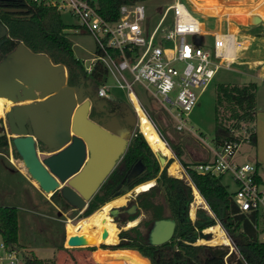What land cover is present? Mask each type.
<instances>
[{"label": "trees", "instance_id": "trees-1", "mask_svg": "<svg viewBox=\"0 0 264 264\" xmlns=\"http://www.w3.org/2000/svg\"><path fill=\"white\" fill-rule=\"evenodd\" d=\"M136 1L146 0H97V4L100 13L106 19L115 20L119 17L121 5ZM7 6L24 11L6 12L0 9V24L7 29V35L0 47V61L22 42L36 53L48 54L54 63H62L67 67L68 84L76 88L80 101L90 100L92 120L99 124L120 123L134 129L126 118V108L119 102V98L111 99L98 95L99 87L107 80V70L102 62H96L92 70L88 71L84 62L76 57L74 43L68 32L75 25L66 24L62 13L56 7L44 6L33 0H9ZM250 32L264 35V29L258 26L252 28ZM218 89L213 143L219 146L234 139V131H239L246 125L251 133L250 142L256 144L257 84L255 82L220 84ZM222 106H225L230 114L226 111L224 113ZM150 116L154 120V116L152 114ZM160 134L169 142L162 132ZM12 146L19 156L13 143ZM0 147L9 149V138L3 128H0ZM171 148L178 158L181 157L183 153L179 145L171 144ZM173 161L171 158L162 167L144 134L139 129L134 130L116 167L91 197L82 214V217H88L111 200L123 196L146 181L156 179L154 186L137 195V213L143 211L147 215L141 225L147 228L148 233L155 221L174 220L176 229L173 238L164 244L155 245L150 241L149 234L143 232L141 225H137L120 232L121 241L114 247L113 254L107 249H100L97 255V249L90 247L86 252L87 259L97 264H128L121 261L133 264H264V242L260 241V232L253 224L256 215L251 214L250 219L239 211L229 187L222 182V176L200 174L193 168L200 162L192 164L180 160L213 213L210 214L202 208L193 221L189 216L193 200L192 188L184 179L168 173ZM51 199L64 210L74 208L59 190L52 194ZM53 203L51 204L54 205ZM19 210L15 205H0V235L3 243L11 249L22 246ZM124 210V207L118 208L116 221H120L119 213ZM135 215H129L120 222L126 223ZM218 223L226 230L235 250H231L228 245L196 244L202 230ZM64 243L65 240L56 249L67 252L74 249L65 247ZM24 264L58 263L56 260L33 255L26 256Z\"/></svg>", "mask_w": 264, "mask_h": 264}, {"label": "built area", "instance_id": "built-area-1", "mask_svg": "<svg viewBox=\"0 0 264 264\" xmlns=\"http://www.w3.org/2000/svg\"><path fill=\"white\" fill-rule=\"evenodd\" d=\"M33 1L71 13L77 26L94 38L96 56L87 69L91 71L100 61L107 70V80L98 89L100 97L112 99V89L118 88L127 93L131 103L135 97L145 110L135 91V86L141 84L161 103L170 102L175 106L176 113H172V108L168 109L178 121L176 128L180 131L187 128L185 117L199 102L200 95L196 89L204 91L218 70L224 65L230 68L234 61V37L211 33L185 0H174L159 8L158 19L152 21L145 1L124 3L115 20H108L100 13L97 0ZM206 35L213 36L212 46L206 44ZM196 36H200L199 44ZM109 78L113 84L108 83ZM174 90L178 93L172 98ZM234 133V139L209 147L212 158L193 168L200 174L231 176L237 186L232 199L241 213L250 219L251 214L256 215L253 224L260 232V241L264 242V175L258 163L237 161L241 144L250 142L251 133L247 126ZM181 171V178L192 188L190 212L193 208H209L187 168ZM0 250L8 254V264L24 263L15 249L3 242Z\"/></svg>", "mask_w": 264, "mask_h": 264}, {"label": "water", "instance_id": "water-1", "mask_svg": "<svg viewBox=\"0 0 264 264\" xmlns=\"http://www.w3.org/2000/svg\"><path fill=\"white\" fill-rule=\"evenodd\" d=\"M253 22L260 24L262 19L254 16ZM6 35L7 29L0 24V40ZM196 40L199 44L200 36ZM0 97L12 102L6 112L5 132L39 189L51 195L59 190L74 209L85 211L125 152L133 129L92 120L91 102L80 101L76 88L68 84L67 67L54 63L48 54L32 51L23 42L0 61ZM39 143L52 154L41 158ZM155 154L162 167L170 160L163 153ZM129 192L135 197L140 191L134 188ZM118 208L121 206L110 211L113 220ZM175 229L172 219L155 221L149 239L155 245L164 244L173 238ZM108 234L104 230L103 239ZM211 236V232H200L201 239ZM66 244L70 248L94 247L79 235L67 236Z\"/></svg>", "mask_w": 264, "mask_h": 264}, {"label": "rangeland", "instance_id": "rangeland-1", "mask_svg": "<svg viewBox=\"0 0 264 264\" xmlns=\"http://www.w3.org/2000/svg\"><path fill=\"white\" fill-rule=\"evenodd\" d=\"M173 1L174 0H146L145 4L147 7V14L149 16L150 21L158 19L157 11L159 10L160 6L163 7L165 4ZM185 1L187 2V4H189L192 10L197 11L196 15H198L202 20H204L208 24V26L218 24L221 25L224 29H229L231 31L237 32L240 36V34H244L243 31L246 30V28L248 29L251 27L249 25H257L256 23L252 22V20L248 21L247 24L243 25L225 17L220 18L217 16H208L204 13L199 12L196 9V6L191 2V0ZM229 1L234 2L238 9L241 6H247V4H243L244 0H226V2ZM237 2L238 4H236ZM61 13L62 18L66 24L75 25L73 28L68 30L69 37L74 43L73 48L76 57L81 59L84 62L85 66L88 67L92 63V59L96 56L95 40L89 33L85 32L77 26V21L73 17V15H71V13L66 11H63ZM248 31H250V29H248ZM232 40L233 39L231 38V44L233 45ZM205 41L207 45L212 46L213 37L210 35H206ZM232 49V53L235 55L236 59L244 65L254 66L257 65L260 61V51L258 49H253L251 47H232ZM179 67L181 68L182 66ZM238 68H240L238 63H233L230 68H228L227 65H224L218 70L214 80L208 85V87L204 91H202V89H196L197 93L200 95L199 102L194 108V110L190 113V115L188 117H185L187 128L181 131L176 128V124L178 121L174 118L172 114L176 113L175 106H173L170 102H165V104L161 103L158 99L154 98L141 84H137L135 86L136 94L145 107L144 112L154 125L155 129H157V131H160L161 129V132L166 136V139L169 142L164 140L162 134H160L161 132L158 131L163 140L167 143L168 147L171 149L173 155L172 158L174 159L173 162L177 161L180 165L181 170L182 168H184V166L182 165L180 160H183L185 162L193 161V163H196L211 158L212 151H210L209 147H212L214 145L213 140L215 137L216 129V106L219 90L218 88L220 84L246 83L248 81L247 77L242 76L240 73L236 72ZM108 83L113 84L112 78L108 79ZM177 93L178 90H174L171 93L172 98H175ZM112 96V99L119 98V102L126 108V118L128 122L134 126L133 131L136 129H139L141 131L139 126L138 114L136 113L133 104L129 101L127 93L118 88H113ZM258 96L259 104H256L257 115L255 119V130L258 137V143L252 144L249 141H245L241 144L238 153H244L245 155H249L250 159H248L247 161L253 162L258 159L261 163V172L264 175V113H262L264 112V110H261L262 107L264 108V86H260V89L258 90ZM226 103L227 102H225V104ZM168 108H172V113L169 111ZM221 109L224 111V113L227 112L225 106H222ZM227 113L230 114V112ZM151 114L152 116H154L155 122L150 116ZM6 126V114L4 116L3 111L0 108V128H3L6 131ZM7 136L9 138V149L6 147H0V152L5 155L0 156V205L4 203L7 205H18L19 207L25 208H19L20 243L22 244V246H20L19 248L17 247L16 249L14 248L18 251L20 261L23 262L26 256L35 255L39 258L56 260L58 264H97L91 263L86 257V252L89 251L90 247H76L70 252L64 250H56V247L61 245L63 240H65L68 236L66 227L67 223L70 221L73 223H77L81 219L85 218L82 217L84 211L74 208L64 210L61 206L52 205V195L42 193V191L39 189L38 182L33 180L27 172L22 158L15 153V150L12 145L10 147L11 138L9 137V135ZM170 143L172 145L180 146L181 150L183 151L181 157H177L174 150L171 148ZM11 150L15 163L18 165V167L22 169V171L25 173L26 176L29 177V179H26L15 167L11 165L8 158V156L10 157ZM189 153L192 155V157L188 155ZM169 169L170 168H168V173L170 175L181 178L182 171H180V173L176 175L172 174ZM229 177L230 176L227 175L222 178V182L226 185H229L230 192H234L237 186H234V184L231 183ZM146 182H153L154 186L156 184V179H152ZM3 190L9 191V195H5ZM125 195H127L128 201L125 205L121 206L124 207L125 210L124 213L119 215L118 217L120 221L127 217V208H133L137 204V196L133 197L130 192L124 194L123 196ZM200 209L202 208H199L197 210L193 208L194 216L191 215V212L189 210V216L193 221L196 220ZM204 209H206L210 214H213L210 207ZM28 210H32L37 213H42L47 216H42L37 213H31ZM135 214V217L132 220L127 221L126 223L113 220L115 221L119 229V239L116 245H118L121 241V231L130 230L137 225H141V222L147 216L143 211H139V213ZM110 216L112 217L111 213ZM132 221H136V224L134 226L130 225ZM263 223L264 222H262V224ZM217 225H220L222 231L225 233V236L228 237L230 241L229 244H215L208 242L209 240L201 238L197 240L196 244H208L212 246L228 245L231 250L235 248L231 238L229 237L223 226L220 223H218ZM141 229L144 233H148L147 228L142 225ZM204 231H206V229ZM211 237L209 239H211ZM1 243L2 237L0 236V245ZM98 245L99 244H96V246L93 247L97 249V255L100 249H107L109 252H111L110 254H113L112 251L116 246L105 243H101L100 246ZM65 246L67 248H70L67 245ZM23 247H26V249L31 248L32 250H34L35 253L26 251V249ZM7 255L8 254L4 250L1 252L0 264H8V259L6 258ZM100 259L104 260L102 258ZM121 262L133 264L127 261Z\"/></svg>", "mask_w": 264, "mask_h": 264}, {"label": "crops", "instance_id": "crops-1", "mask_svg": "<svg viewBox=\"0 0 264 264\" xmlns=\"http://www.w3.org/2000/svg\"><path fill=\"white\" fill-rule=\"evenodd\" d=\"M191 2L196 6V9L201 13H204L208 16H217L220 18L225 17V18H228L230 20H233L236 23L243 24V25L247 24V22L250 20H252V22H253L254 16H259V17H261L262 22L260 24H257V25H249L251 27L248 29H250V31H251V29L254 28L255 26L262 27L264 29V0H244L243 4H247V6L246 5L244 7L241 6V7H239V9H238V7H236L234 2H230V1L226 2V0H191ZM236 4H238V2ZM161 7L162 6H160L159 8H161ZM194 12L197 13V11H195V10H194ZM202 22L205 25V28L208 29L211 33L219 32V33H223V34L232 35L235 39L234 46H233L234 48L251 47L253 49H258L260 51V61L257 65H254V66L253 65L252 66L244 65V64L240 63L239 60H237L235 55L233 54L234 55L233 63H238L240 66V68H238L236 72L240 73L242 76L247 77L248 81L246 83L255 82L257 84L256 104L258 105L259 104L258 90L260 89V86H264V42H262V41H264V35L253 34L250 31H248V29L246 28V30L243 31L244 34H240V36H239V34L237 32L231 31L229 29H224L221 25L217 24V25L208 26V24L204 20H202ZM261 110H264V108L262 107ZM262 113H264V112H262ZM257 143H258V137H257L256 144ZM38 150H39V154H40L41 158H43L44 156H49L52 154V152H50L46 148V146H44L41 143L38 144ZM182 153H183V151H182ZM188 155L190 157H192V155L190 153ZM0 156H5V155L2 152H0ZM8 158H9L11 165L13 167H15L26 179H29V177L26 176L25 173L22 171V169L20 167H18V165L15 163L12 152H10V157L8 156ZM211 158H212V156H211ZM211 158H209V159H211ZM236 158H237V161H239V162H248L247 160L250 159V156L245 155L244 153H238ZM187 162L193 163V161H187ZM253 162L258 163V165L261 167V163L258 159H256ZM225 176H227V175H224L222 178H224ZM228 176H230V175H228ZM229 178H230L231 183H233L235 186L236 184L233 181V179L231 178V176ZM227 186L229 187V185H227ZM3 192L5 195L6 194L9 195V193H10L7 190H3ZM231 193H233V192H231ZM2 205H7V204L3 203ZM12 206H14V205H12ZM15 206H17L20 209L21 208L25 209L23 207H19L18 205H15ZM28 211L31 213H37V212L32 211V210H28ZM37 214L42 215V216H47V215L42 214V213H37ZM2 242H3V240H2ZM65 245L66 244L64 243V246ZM23 248L26 249V247H23ZM26 251L35 253L34 250H32L31 248H27ZM1 252L2 251L0 250V254H1ZM17 253H18V251H17ZM42 259H44V258H42Z\"/></svg>", "mask_w": 264, "mask_h": 264}, {"label": "bare ground", "instance_id": "bare-ground-1", "mask_svg": "<svg viewBox=\"0 0 264 264\" xmlns=\"http://www.w3.org/2000/svg\"><path fill=\"white\" fill-rule=\"evenodd\" d=\"M12 102L11 100L0 97V108L3 111V115L5 116L7 110L10 109ZM133 106L135 107L136 113L138 114L139 118V126L141 132H143L144 136L146 137L147 141L151 145V147L155 150V152H160L165 154L170 159L172 158L171 149L168 147L166 142L160 137L157 130L155 129L154 125L142 109L139 101L133 97L132 101ZM153 150V151H154ZM170 172L172 174H179L181 171L180 165L177 161L173 162L169 167ZM153 186V182H146L136 187L137 191H145L149 190ZM51 194V193H49ZM128 198L127 195L115 198L110 202L106 203L101 209L97 210L92 215L85 217L78 221L77 223L68 222L67 223V234L68 237L72 235H79L86 239L89 242V245L96 244H110L116 245L118 243V226L113 221L112 217L110 216V211L114 207H120L127 203ZM191 215L194 216V210L192 209ZM136 221L131 222V226H134ZM108 231V237L103 239L102 234L103 231ZM212 233L211 239L208 242L220 244L225 243L229 244L230 241L228 237L225 236V233L222 231L220 225H215L206 229ZM68 246V244H66Z\"/></svg>", "mask_w": 264, "mask_h": 264}, {"label": "flooded vegetation", "instance_id": "flooded-vegetation-1", "mask_svg": "<svg viewBox=\"0 0 264 264\" xmlns=\"http://www.w3.org/2000/svg\"><path fill=\"white\" fill-rule=\"evenodd\" d=\"M9 4V0H0V9L2 10H5L6 11V9H7V5ZM6 12H9V11H6ZM3 39H1L0 40V42L2 41ZM2 44V43H1ZM1 47V46H0ZM126 212L128 213V215L127 216H129V215H132V214H135V213H137L138 211H137V209H134L133 210V208H127V210H126ZM124 213V211H122V212H120L119 213V215H121V214H123Z\"/></svg>", "mask_w": 264, "mask_h": 264}]
</instances>
